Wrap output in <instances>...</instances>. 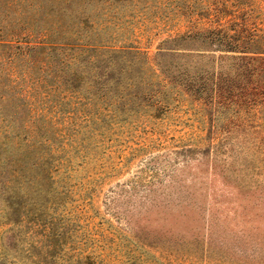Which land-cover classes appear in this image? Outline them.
Instances as JSON below:
<instances>
[{
  "label": "rangeland",
  "instance_id": "obj_1",
  "mask_svg": "<svg viewBox=\"0 0 264 264\" xmlns=\"http://www.w3.org/2000/svg\"><path fill=\"white\" fill-rule=\"evenodd\" d=\"M239 2L264 35V0ZM233 9L2 0L0 264H259L264 129L229 124L214 86L256 56L216 41Z\"/></svg>",
  "mask_w": 264,
  "mask_h": 264
},
{
  "label": "trees",
  "instance_id": "obj_2",
  "mask_svg": "<svg viewBox=\"0 0 264 264\" xmlns=\"http://www.w3.org/2000/svg\"><path fill=\"white\" fill-rule=\"evenodd\" d=\"M228 1H231L234 7V13L230 14L233 15L232 21L227 27L220 23L219 27L213 29V33L217 35L216 41L227 46L230 51L241 50V52H251L256 56L250 57L248 61L235 63L229 68L223 67L222 73L214 78V86L219 104L230 112L231 118L228 123H233L234 128H240L244 134L246 132V134H251L250 131L259 133V129H264V125L257 123L256 116H250L249 113L258 105L259 107L263 105L264 112V35L257 34L263 29L258 28L257 25H249L252 8L243 7V3L239 2L241 0ZM238 4L242 7H238ZM0 7H2V0H0ZM222 12L224 10H219V8L216 10L217 14ZM246 33L250 34L246 35ZM12 35H19V33L13 32ZM218 140L223 143L226 141L222 135L218 136ZM262 143L264 145V140ZM249 174V166L234 170V176L240 180L236 184L243 187L250 184ZM256 262L264 264L263 255L259 256Z\"/></svg>",
  "mask_w": 264,
  "mask_h": 264
}]
</instances>
